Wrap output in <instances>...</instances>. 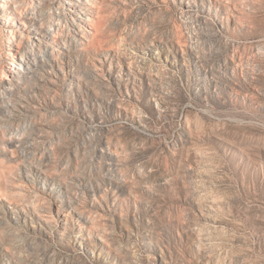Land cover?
Wrapping results in <instances>:
<instances>
[{
	"label": "rangeland",
	"instance_id": "obj_1",
	"mask_svg": "<svg viewBox=\"0 0 264 264\" xmlns=\"http://www.w3.org/2000/svg\"><path fill=\"white\" fill-rule=\"evenodd\" d=\"M1 4L0 264H264V0Z\"/></svg>",
	"mask_w": 264,
	"mask_h": 264
},
{
	"label": "bare ground",
	"instance_id": "obj_2",
	"mask_svg": "<svg viewBox=\"0 0 264 264\" xmlns=\"http://www.w3.org/2000/svg\"><path fill=\"white\" fill-rule=\"evenodd\" d=\"M9 2V1H8ZM10 2H11V0H10ZM86 2V1H85ZM0 8H3V9H8L9 7L8 6H6L5 4L4 5H0ZM15 17H14V13H12V14H10L9 16H6V20H12V19H14ZM64 50L67 52L68 51V48H64ZM60 52V51H59ZM60 54H61V52H60ZM26 69H27V71H29V68L28 67H26ZM16 75H18V74H21V72L20 73H15ZM16 94V93H15ZM14 95V94H13ZM12 95V96H13Z\"/></svg>",
	"mask_w": 264,
	"mask_h": 264
}]
</instances>
